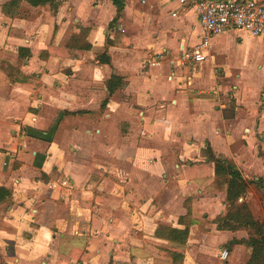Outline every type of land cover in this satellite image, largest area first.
Wrapping results in <instances>:
<instances>
[{
    "label": "crops",
    "instance_id": "crops-1",
    "mask_svg": "<svg viewBox=\"0 0 264 264\" xmlns=\"http://www.w3.org/2000/svg\"><path fill=\"white\" fill-rule=\"evenodd\" d=\"M18 1L10 16L0 7V62L27 53L15 80L0 72V264L248 261L236 242L251 232L217 229L228 177L211 160L250 183L239 202L259 221L264 62L249 69L246 54L264 56V38L228 30L205 61L176 65L202 39L199 0H124L119 15L111 0ZM69 27L90 48L48 53L70 50ZM160 226L187 230L186 244Z\"/></svg>",
    "mask_w": 264,
    "mask_h": 264
},
{
    "label": "trees",
    "instance_id": "trees-1",
    "mask_svg": "<svg viewBox=\"0 0 264 264\" xmlns=\"http://www.w3.org/2000/svg\"><path fill=\"white\" fill-rule=\"evenodd\" d=\"M31 7H40L49 4L51 9L55 7L53 0H23ZM117 9V15L123 9L124 0H111ZM18 0H11L4 4L5 14L12 15L18 5ZM16 4L15 7H12ZM65 41L68 40L70 50H66L63 43L58 48H48L47 52L63 51L61 58H76V51L80 49H89V45L84 43L86 32H83L79 37L72 35L71 27L65 33ZM64 41V42H65ZM67 43V42H66ZM84 43V44H83ZM19 59L26 56L23 50L19 51ZM11 58L10 56L4 58L0 62V71L10 80H15L19 74L18 67L21 65V60ZM211 162L214 164V173L216 176L228 177V185L226 191V215L222 217L217 225L218 230L236 231L244 229L251 232L250 237L246 241H238V244H244L249 249V259L245 264H264V224L256 221L246 205L245 202H239L246 193L247 187L250 184L246 182L240 172L235 168L234 164L226 159H214ZM256 183H263L259 179ZM10 198V193L4 188H0V203ZM157 236L162 239L177 245H184L187 242L188 231L178 230L167 226H160L157 228ZM175 264H180L179 261L174 260Z\"/></svg>",
    "mask_w": 264,
    "mask_h": 264
},
{
    "label": "built area",
    "instance_id": "built-area-1",
    "mask_svg": "<svg viewBox=\"0 0 264 264\" xmlns=\"http://www.w3.org/2000/svg\"><path fill=\"white\" fill-rule=\"evenodd\" d=\"M183 3L184 0H180ZM197 19L202 39L180 59L171 64H196L206 60V51L210 49V40L228 30L245 32L253 38H264V3L258 0H199L195 3ZM174 15V14H173ZM68 182L62 181L66 186ZM227 251H222L220 259L225 260Z\"/></svg>",
    "mask_w": 264,
    "mask_h": 264
},
{
    "label": "rangeland",
    "instance_id": "rangeland-1",
    "mask_svg": "<svg viewBox=\"0 0 264 264\" xmlns=\"http://www.w3.org/2000/svg\"><path fill=\"white\" fill-rule=\"evenodd\" d=\"M10 0H0V7H2L5 3L9 2ZM19 5V4H18ZM16 4H13L12 7H15ZM20 7V5H19ZM3 8V7H2ZM244 37V36H243ZM244 47L247 49L248 47H246L245 43H244ZM263 48H264V45H263ZM260 51L257 50V49H252L250 50V53L246 54V57H250V62L249 65H248V68L251 69L253 67V61H261L262 63L264 62V56L262 57H259L260 55ZM2 56V51H0V57ZM264 69V68H263ZM1 72V71H0ZM2 73V72H1ZM222 76H218V78L220 79ZM217 83L219 85H228V87L232 86L233 83H228L227 81H221V80H218ZM228 90L230 91L231 90V87L228 88ZM232 91V90H231ZM257 191V199L260 201V204H261V207H259L258 205V209H256V207H253V213H254V217L257 218L259 221H263L262 223L264 224V190L261 189V188H257L256 189ZM246 232V231H245ZM228 247H232V245H229ZM224 251V250H223ZM228 253V256H227V259H226V263L224 264H232L233 263V259H232V254L230 252H227ZM247 253L246 251H242L240 252L239 254H236V262L233 263V264H245L247 262Z\"/></svg>",
    "mask_w": 264,
    "mask_h": 264
},
{
    "label": "water",
    "instance_id": "water-1",
    "mask_svg": "<svg viewBox=\"0 0 264 264\" xmlns=\"http://www.w3.org/2000/svg\"><path fill=\"white\" fill-rule=\"evenodd\" d=\"M263 188V190H264V187H262Z\"/></svg>",
    "mask_w": 264,
    "mask_h": 264
}]
</instances>
